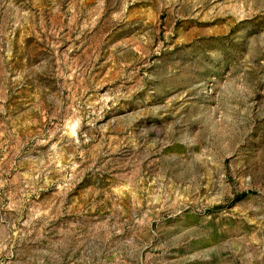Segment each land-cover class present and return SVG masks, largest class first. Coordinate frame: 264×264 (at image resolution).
<instances>
[{
	"label": "rangeland",
	"instance_id": "1",
	"mask_svg": "<svg viewBox=\"0 0 264 264\" xmlns=\"http://www.w3.org/2000/svg\"><path fill=\"white\" fill-rule=\"evenodd\" d=\"M0 264H264V0H0Z\"/></svg>",
	"mask_w": 264,
	"mask_h": 264
}]
</instances>
